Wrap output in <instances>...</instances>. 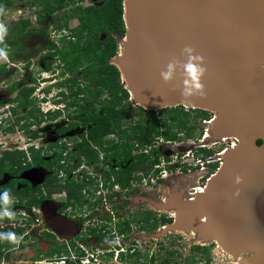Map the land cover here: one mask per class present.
Masks as SVG:
<instances>
[{"label": "flooded vegetation", "instance_id": "af4514ba", "mask_svg": "<svg viewBox=\"0 0 264 264\" xmlns=\"http://www.w3.org/2000/svg\"><path fill=\"white\" fill-rule=\"evenodd\" d=\"M108 1L0 0V23L8 28L7 36L0 41V48L5 49L7 57H0V81L9 79V66L16 65L13 61H25L22 71L31 67L29 83L17 81L10 87L6 85L4 93L14 96L9 103H2L0 99V160L5 159L13 171L0 172V264H124L136 259L139 245L135 242L121 245L110 242V237H117L119 241L126 239L122 240L124 242L129 240L132 230L125 237L111 234V230H91L102 228L100 225L77 230L79 225L70 219L77 211L91 209L97 201L99 184L93 183L95 174L99 175L97 172L102 169L106 172L121 168L118 164L111 165L105 158H100L99 162L89 161L82 153L83 140L88 138L92 127L91 123L84 124L90 102L87 74L89 66L94 67L95 63L83 49L97 46L95 37L86 29L82 14L90 8H103ZM108 35L116 42V56L109 63L118 68L113 61L119 54L121 36L116 32H100L98 40L104 41ZM40 60L44 61L45 72L51 73L42 79V74L35 76L33 73ZM74 63L77 70L71 69ZM92 90L95 91L94 86ZM111 97L108 94V98ZM99 100L103 102V95ZM97 106L102 113L100 104L92 105ZM21 133L24 136H19L17 142L10 140ZM108 139L116 137L111 135ZM136 146L141 145L137 143ZM151 150V146L144 148L146 154ZM10 154L14 156L11 160L7 158ZM106 165L110 167L108 170L104 169ZM208 167L211 168V164ZM78 172H81L79 176ZM72 181L87 184L82 190L81 202L73 200L70 204L68 186ZM103 182V189L113 191L122 187L118 182L113 189L105 188ZM130 189L131 186L123 188ZM89 190L95 195H90ZM42 219L47 228L38 230ZM113 219L116 221L115 217ZM118 222L121 221L115 223ZM2 223L6 224L5 230L1 228ZM116 227L114 225L115 230L119 229ZM101 233L106 234L105 240L101 239ZM128 246L135 249L134 254L122 258L120 253ZM201 247L205 252H197L206 255L202 264L207 260L211 264L207 256L209 248ZM165 251L168 254V249ZM25 252L31 254L22 261Z\"/></svg>", "mask_w": 264, "mask_h": 264}, {"label": "water", "instance_id": "95a60500", "mask_svg": "<svg viewBox=\"0 0 264 264\" xmlns=\"http://www.w3.org/2000/svg\"><path fill=\"white\" fill-rule=\"evenodd\" d=\"M124 20L127 46L115 61L135 106L217 111L239 140L205 194L170 202L178 211L168 228L212 233L230 254L264 253V0H124ZM185 47L204 58L203 96L182 95V68L161 78L169 62H186Z\"/></svg>", "mask_w": 264, "mask_h": 264}, {"label": "trees", "instance_id": "16d2710c", "mask_svg": "<svg viewBox=\"0 0 264 264\" xmlns=\"http://www.w3.org/2000/svg\"><path fill=\"white\" fill-rule=\"evenodd\" d=\"M124 0H109L106 5L101 9L90 8L82 14V19L86 20V29L95 37L97 46L94 49H90L88 46L86 49L87 55L95 59V63L89 66L88 69V95L89 104L87 107V117L84 119V124H92L88 133V138L83 140L82 153L89 161L99 162L100 158L108 159L111 165L118 164L121 168L116 170L114 168L104 172L101 176L105 177L103 182L105 188L113 189L115 185L119 184L123 188H128L133 185L132 178L135 177V181L142 183L145 179L150 178L144 175L151 170H155L154 177L160 174V157L158 156V146H155L160 139L165 142L177 143L181 142L182 138L180 134H184L187 139H193L198 129L199 121H209L211 114L209 111L186 108L184 106H177L172 108H165L157 111L145 110L130 100L131 94L127 88L122 85V75L120 70L109 63V60L116 56V42L111 35H108L104 41H99L98 36L100 32L119 33L121 39H124L127 34V27L124 16ZM78 62V59H76ZM71 66L72 70H77L74 64ZM91 67V68H90ZM94 86L95 91L92 90ZM108 94L112 97L108 98ZM103 95V102H100V96ZM26 98V97H25ZM94 104H100L102 106V113L97 107H92ZM140 119H135V117ZM152 116V117H149ZM163 116L162 120H159ZM111 135H114L116 139H108ZM140 144L141 146H136ZM262 140L258 141V144H262ZM152 147L150 154L144 152L145 147ZM99 149H97V148ZM139 150H143L141 153L135 156V153ZM214 152L211 149L200 148L198 150L197 158L206 159L213 156ZM7 158L11 160L14 156L7 155ZM6 158V159H7ZM11 165L6 163V160H0V172H10ZM187 171V170H186ZM85 184H75L70 182L68 186V196L70 204L74 200L81 202L84 197L82 190L86 187ZM91 185V184H90ZM91 189V187H90ZM96 192V191H95ZM90 195H95L94 191L89 190ZM161 224V219L154 213H148L144 218H136L134 220H123L115 225L119 229L111 230L110 233L117 236L125 237L129 234L133 227L140 231H155ZM162 225V224H161ZM91 230H107L106 226L102 228H92ZM106 234L101 233V239L105 240ZM195 251H203L201 246H195ZM133 248H126V251L120 253L121 257H127L134 254ZM168 255L173 257L175 251L170 250ZM136 256V255H135ZM136 256L133 262L124 264H177L171 260H162L156 262L157 258L154 255L151 260L148 258H142ZM2 258V252L0 250V260ZM194 264H197L195 262ZM206 264H210L207 260Z\"/></svg>", "mask_w": 264, "mask_h": 264}, {"label": "rangeland", "instance_id": "374dc122", "mask_svg": "<svg viewBox=\"0 0 264 264\" xmlns=\"http://www.w3.org/2000/svg\"><path fill=\"white\" fill-rule=\"evenodd\" d=\"M126 39H118L119 44V56L123 55L125 48L127 46ZM27 52V49H26ZM25 52V53H26ZM16 63L15 67L9 66L11 71L8 73L10 75L8 80L3 79L0 81V99L2 103H9V99L13 98L14 94H6V85L11 86L13 82L29 83V78L31 75L29 70H24V62L19 59L13 61ZM116 64V61H113ZM44 61L40 60L33 73L35 76L39 73L42 74V78L50 76L51 73L45 72ZM28 73V74H27ZM27 78V79H26ZM25 79V81H24ZM122 85L126 88L124 80ZM43 82V80H41ZM46 86V85H44ZM128 87V86H127ZM129 88V87H128ZM224 96V97H223ZM225 100H230L229 95L223 94L218 97ZM133 98V97H132ZM131 100V99H130ZM132 101V100H131ZM211 120L209 121H199L198 129L196 135L193 139H187L184 134H180L182 141L177 143H169L165 141H158L155 146H158V156L162 162L161 171L163 176H166L163 180H159L156 183H146V182H136L135 177L132 178L133 185L130 190H123L122 187H116L113 191L108 189H103L101 183L105 180V177L100 174L104 170H99L94 180V184H99V191L96 193V202L93 203L91 209H86V211H77L75 217L70 219L77 223L79 227L77 230H84L89 225L92 226H106L107 230H115V222L120 220H134L136 218H144L148 213H154L161 219V224L155 231H146L147 233L140 232L139 229L133 227L130 232L129 240L117 237H110L111 244H131L135 242L139 245L137 249V257L142 255V258L150 259L152 255L157 258L156 262L162 260H171L173 263L177 264H202L205 261L203 253L195 251L194 246H207L211 264H259L264 255L263 252H247L242 254H230L227 252L221 243L215 238L214 234L210 233L207 235L197 232L193 228H168V225L174 224L176 219V212L178 211L175 207H169V204L174 199H187L195 198L199 194L195 191L197 188H204L207 186V179L212 175H216L217 168H221L225 164V154L227 150H232L239 146V140L235 137L228 136L225 131L219 125L221 117L217 111H212ZM152 117V116H149ZM164 117L158 118L162 120ZM135 119H140V117H135ZM261 120V117H258ZM19 136H24L23 133L17 136L10 137L11 141L17 142ZM22 140H25L23 137ZM13 147V145H12ZM200 148L211 149L214 154L211 156L212 164L211 168L206 166L205 171L201 172V166H197V154ZM138 154V153H137ZM210 159V158H208ZM206 159V160H208ZM219 159V161H218ZM205 161V160H204ZM161 164V163H160ZM198 168V169H197ZM186 169H188L186 171ZM155 170H151L149 173L144 175L152 179L155 175ZM96 173V172H94ZM81 172L77 173L79 176ZM155 178V177H154ZM148 180V179H147ZM207 189L203 193L206 192ZM94 202V201H92ZM92 203H89L91 206ZM37 214V213H35ZM38 215V214H37ZM116 221H114V218ZM115 223L114 225H111ZM17 228V225H15ZM1 228L5 230L6 224L1 225ZM47 228L42 219V224L37 228L42 230ZM118 228V227H116ZM36 229V227H35ZM34 229V233H37ZM16 230V229H13ZM9 235H10V231ZM14 232V231H12ZM166 249L168 251L174 250L176 253L173 257L166 254ZM24 254L21 260H27L28 255L31 253ZM17 260V259H16ZM104 264L102 262H99ZM98 263V264H99ZM107 264H119V262H111Z\"/></svg>", "mask_w": 264, "mask_h": 264}, {"label": "clouds", "instance_id": "9594fccd", "mask_svg": "<svg viewBox=\"0 0 264 264\" xmlns=\"http://www.w3.org/2000/svg\"><path fill=\"white\" fill-rule=\"evenodd\" d=\"M8 34V28L5 24L0 23V41H3ZM183 54L187 57L186 62L180 64L178 61L169 62L166 66V70L160 73L161 78L165 83L172 82L177 73L178 68H182L183 71V84L184 90L182 95L188 97L198 92L201 96L204 95L203 84L201 83L202 77L205 75L206 67L204 66L203 56L196 55L195 50L192 47H185ZM0 57L6 59V51L4 48H0ZM5 193L2 194L4 197Z\"/></svg>", "mask_w": 264, "mask_h": 264}, {"label": "built area", "instance_id": "2783aa9c", "mask_svg": "<svg viewBox=\"0 0 264 264\" xmlns=\"http://www.w3.org/2000/svg\"><path fill=\"white\" fill-rule=\"evenodd\" d=\"M195 159H197V166H201L202 168L200 169L201 170V172L202 171H205V168H206V166H209L210 164H212V159L210 158V159H208V160H206L205 159V161H204V159H198V158H195ZM218 161H219V159H218ZM161 166H162V163L160 164V166H159V168H161ZM196 166V167H197ZM110 167L108 166V165H106L105 167H104V169L105 170H108ZM198 169V168H197ZM220 168L218 167L217 168V170H219ZM216 173H217V171H216ZM162 174V173H161ZM101 175V174H100ZM215 174H212L208 179H207V184H208V182H209V180L211 179V177H213ZM162 177H166V176H163V175H158L157 177H153L151 180H150V183H152L151 181H153V183H156V182H158V180L159 179H161ZM144 182H148V180L147 179H145L144 180ZM204 188H207V186H204ZM195 193H196V191H195ZM87 261V260H86Z\"/></svg>", "mask_w": 264, "mask_h": 264}, {"label": "bare ground", "instance_id": "6f19581e", "mask_svg": "<svg viewBox=\"0 0 264 264\" xmlns=\"http://www.w3.org/2000/svg\"><path fill=\"white\" fill-rule=\"evenodd\" d=\"M122 56V55H121ZM212 96H214V97H216V98H218L219 96H220V94L219 93H217V92H213L212 94H211ZM221 95H223V94H221ZM224 97V96H223ZM223 97H221V98H218V99H221V100H225V99H223ZM231 150V149H230ZM229 150H227L226 152H228ZM205 189H207V188H202V187H200V188H197V190H196V194H199V195H202V194H205V193H203L204 191H205ZM194 200V199H193ZM192 199H191V201H193ZM205 220V219H204ZM202 221V222H206V221Z\"/></svg>", "mask_w": 264, "mask_h": 264}]
</instances>
